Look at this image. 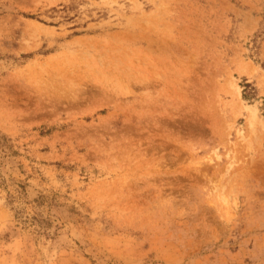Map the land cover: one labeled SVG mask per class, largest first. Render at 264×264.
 Masks as SVG:
<instances>
[{
    "label": "rangeland",
    "instance_id": "374dc122",
    "mask_svg": "<svg viewBox=\"0 0 264 264\" xmlns=\"http://www.w3.org/2000/svg\"><path fill=\"white\" fill-rule=\"evenodd\" d=\"M0 264H264V0H0Z\"/></svg>",
    "mask_w": 264,
    "mask_h": 264
}]
</instances>
